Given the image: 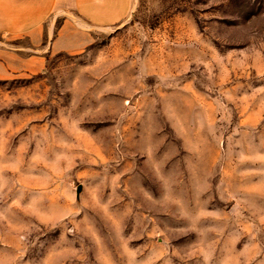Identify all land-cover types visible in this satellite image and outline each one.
<instances>
[{
    "label": "rangeland",
    "instance_id": "374dc122",
    "mask_svg": "<svg viewBox=\"0 0 264 264\" xmlns=\"http://www.w3.org/2000/svg\"><path fill=\"white\" fill-rule=\"evenodd\" d=\"M0 81V264H264V0H133Z\"/></svg>",
    "mask_w": 264,
    "mask_h": 264
},
{
    "label": "crops",
    "instance_id": "0c3cea01",
    "mask_svg": "<svg viewBox=\"0 0 264 264\" xmlns=\"http://www.w3.org/2000/svg\"><path fill=\"white\" fill-rule=\"evenodd\" d=\"M133 0H0V81L45 70L51 56L78 51L91 29L123 22Z\"/></svg>",
    "mask_w": 264,
    "mask_h": 264
}]
</instances>
